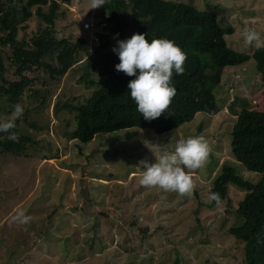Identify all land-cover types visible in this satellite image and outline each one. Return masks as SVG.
<instances>
[{"label":"rangeland","instance_id":"rangeland-1","mask_svg":"<svg viewBox=\"0 0 264 264\" xmlns=\"http://www.w3.org/2000/svg\"><path fill=\"white\" fill-rule=\"evenodd\" d=\"M13 1L22 7L27 0ZM172 1L215 13L232 50L252 54L264 47V0ZM58 4L55 36L74 43L85 38L94 55L97 33L110 28L106 13L101 7L90 9L91 0ZM25 25L20 39L27 41L46 26L35 15ZM245 29L259 34L260 47L244 42ZM48 62L57 66L54 57ZM84 72L83 59L64 77L47 71V106L28 94L19 104V117L28 112L27 120L35 125L26 126L35 139L29 150L34 156L0 155V264H245L250 243L237 241L230 229L244 224L236 209L248 190L228 184L215 191L213 182L225 163L245 181L261 179L237 162L231 148L234 111L241 110V100L249 109L264 111V80L255 61L222 72L214 90L217 115L199 113L161 135L138 128L102 133L87 144L72 138L75 114L64 107L85 103L96 89L82 79ZM6 104L1 97L0 107ZM11 114H1L0 120ZM195 136L206 141L208 155L198 168L186 170L190 194L140 185L139 161L155 163L178 140ZM211 193L218 202L209 200ZM18 210L29 217L27 222L13 219Z\"/></svg>","mask_w":264,"mask_h":264},{"label":"trees","instance_id":"trees-1","mask_svg":"<svg viewBox=\"0 0 264 264\" xmlns=\"http://www.w3.org/2000/svg\"><path fill=\"white\" fill-rule=\"evenodd\" d=\"M34 6L35 13L32 12ZM44 6H48V12L43 11ZM58 8V0H27L22 7L13 0H0V98L4 97L7 102L0 107V115L12 113L13 106L22 103L25 94L36 104L46 107L51 92L44 74L49 71L64 77L79 59H83L85 70L82 79L96 89L85 103L64 107L75 114L72 138L85 144L98 134L131 128L148 129L161 135L191 122L199 113L217 115L220 106L214 90L220 86L222 72L228 67L253 59L264 80V47L252 54L232 50L217 15L200 11L191 4L172 0H105L101 8L110 28L106 34L97 33L94 55L90 54L85 38L75 43L56 39L53 26ZM33 15L46 26L40 27L29 41L20 39L25 24ZM134 33H144L148 41L169 39L186 57L183 73H173L171 77L175 94L166 112L148 121L135 110L128 95L127 83L134 77L114 68L119 63L112 51L116 40L130 38ZM53 57L57 66L48 62ZM241 102V110L234 111L232 153L237 162L260 174L261 179L257 184L245 181L225 163L214 179L213 188L221 191L233 184L248 190L236 209L237 215L244 218V224L230 229V234L241 243H250L245 250V264H264V111L249 109ZM27 114L18 117L14 128L9 130L15 133V140L8 139L7 133H0V155L34 156L29 150L35 139L27 125H35L27 120Z\"/></svg>","mask_w":264,"mask_h":264},{"label":"clouds","instance_id":"clouds-1","mask_svg":"<svg viewBox=\"0 0 264 264\" xmlns=\"http://www.w3.org/2000/svg\"><path fill=\"white\" fill-rule=\"evenodd\" d=\"M105 0H91L90 9L101 7ZM61 34H56L60 39ZM243 40L246 44L261 46L259 34L245 29ZM118 57L119 63L114 65L116 71L129 77H134L127 83L130 99L135 104V110L148 121L165 113L170 98L175 89L170 80L175 73L180 75L184 68L182 64L185 54L169 39L159 38L148 41L144 33L132 34L130 38L116 40L112 48ZM22 114L20 105L13 106L11 117L0 121V133H7V138L15 140L14 121ZM208 155V146L202 137L195 136L175 143L171 153L161 155L155 163L149 164L145 160L139 161L143 167L139 183L142 186L158 187L164 191H175L178 194H190L192 182L186 170L198 168ZM209 200L217 201L216 193L209 195ZM21 223L28 221L23 210H18L13 217Z\"/></svg>","mask_w":264,"mask_h":264},{"label":"built area","instance_id":"built-area-1","mask_svg":"<svg viewBox=\"0 0 264 264\" xmlns=\"http://www.w3.org/2000/svg\"><path fill=\"white\" fill-rule=\"evenodd\" d=\"M89 27V25L88 24H86V28H88Z\"/></svg>","mask_w":264,"mask_h":264}]
</instances>
